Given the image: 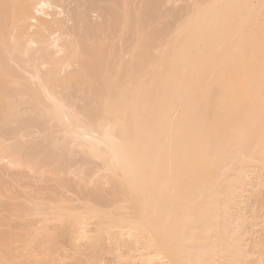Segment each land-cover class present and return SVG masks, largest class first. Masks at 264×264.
<instances>
[{
  "label": "bare ground",
  "instance_id": "6f19581e",
  "mask_svg": "<svg viewBox=\"0 0 264 264\" xmlns=\"http://www.w3.org/2000/svg\"><path fill=\"white\" fill-rule=\"evenodd\" d=\"M168 2L0 0V264L49 214L76 264H264V0Z\"/></svg>",
  "mask_w": 264,
  "mask_h": 264
},
{
  "label": "rangeland",
  "instance_id": "374dc122",
  "mask_svg": "<svg viewBox=\"0 0 264 264\" xmlns=\"http://www.w3.org/2000/svg\"><path fill=\"white\" fill-rule=\"evenodd\" d=\"M184 1L185 0H170V2H168L167 6H171V4H176V5L179 4V3L181 4ZM256 5H258V4L256 3ZM256 5H255V7H257ZM232 15H234V17H235L237 15V13L236 12H232ZM158 26L161 27V24H158ZM222 66H225V64H222L219 68H221ZM223 72H225V71H223ZM260 134L264 135V131H261ZM250 149H251V147H249V146L248 147H246V146L244 147V150L247 153L251 152V154H252V150L250 151ZM249 155H250V153H249ZM71 161H75V160H71ZM94 162H95V164H97V162L99 164L98 160H94ZM94 162H93V159H92V162H88V164L90 163V165H87V167L85 166V169L86 168L90 169L93 166ZM74 164L76 165V163H74ZM71 166H72V169L73 168L76 169L75 167H73L72 164L70 165V167ZM89 166H90V168H88ZM76 167H77V165H76ZM96 167H98V168H96V170H94V172L97 173V169H99L100 170L99 174H101V176H102V171L101 170H103V169L102 168L100 169L99 165L96 166ZM77 169H80V167L77 168ZM93 169H95V166H94ZM72 171L73 170L70 171V174L68 172H66L67 174L65 172H62L61 176H60V178H61L62 174H64V176L62 178L63 179L64 178H69V180H70V176L72 174L71 180L69 181L67 179L69 181V183L67 181H65L68 184V185L66 184V186H69L70 189H71V185H69V184L71 183L72 179L75 176V175L73 176V173L76 172V171L78 172V170L74 171L73 173H72ZM87 172H88V170L86 171V174H84V175H87L88 174ZM94 172L92 173V175L94 174L95 178H94V175L91 176V174H89L91 177H85L87 179L90 178L89 180H91V181L93 180V183L91 181H89V180H87V182H86V180L84 179V181L86 183L91 182V184H94V183L97 182V181H95L96 173H94ZM89 173H91V172H89ZM99 174H97V176ZM103 174H104V171H103ZM68 175H69V177H68ZM79 175H81V174L79 173ZM79 175L77 173L75 178H77V176H79ZM101 176L99 175L100 178H101ZM99 177H97V178H99ZM6 178H8V175H6ZM26 178L27 179L29 178V181H32L33 183H35V181H37L36 182L37 184L39 183L38 180H35L33 178H32L33 180H30L31 176L30 177L26 176ZM60 178L58 176V179L64 182L65 179L63 180V179H60ZM75 178L73 179L74 181H75ZM77 179H79V178H77ZM77 179H76V181H77ZM247 179H248V182L250 184L246 185L245 188L243 190H241V197L238 198V201L241 200V206H243V209H244L243 210L244 217L247 218L250 221V224H249V222H247L248 224L245 225L244 229L249 231V229L247 227L253 226L254 224L258 223L257 225H254V227H255L254 234L251 231H249V233L247 235H249V236H252V235L260 236L259 229L261 231V228H262L261 222H264V168H258L256 170V173L255 172L248 173ZM85 182H83L84 185L86 184ZM99 182H100V180H99ZM79 183H81L79 185V186H81L82 185V180ZM74 184L76 185L77 182L74 183ZM87 186H88V184L85 185L83 188H85ZM102 186H104V185H102ZM106 186L107 185L105 184V188H107ZM69 187L67 189H69ZM72 188L74 189L73 186H72ZM105 188L103 187V191L101 192V194H105V193H103V192L106 191ZM78 189L82 190L79 187H78ZM222 189L226 193V187L224 186ZM69 190L66 191L67 192L66 194H68V196L70 195L71 198L74 195H75V197L78 196L77 194H79V193H77V192H79V191L77 190V192H75L76 186H75V189H74V193H76V194H74L72 190H70L72 192H70ZM98 193H100V192H98ZM75 197H73V198H75ZM73 202H72V204L70 203L69 205H71V206L74 205L76 207V205L78 204L77 202H79V200H77L76 203L75 202L73 203ZM71 206H69V207H71ZM49 217L50 218L47 221H45V222H37L35 224V228L39 227V229H40L42 227L48 226V227H51V229H50L51 231L48 232L49 237L48 236L43 237V238H36L35 237L34 239H32L33 240V243H32L33 251H34V253L36 251V253H35V255L33 257L30 256V258L32 257L31 260L32 259L34 260V261L32 260L31 263L32 264H76L75 262L77 260V256H79V251L73 249L70 244H68L67 242L64 241V237H63L64 231L66 230V227H67V223H63L62 222V223L56 225V222H55V220L52 219V215L51 214H49ZM53 223H54V225H53ZM89 226H90V223H89ZM91 227H92V225H91ZM79 241L78 242L81 244L84 240H82V241L79 240ZM44 253H46V254H44ZM103 256H105V254ZM22 257L20 259V261L22 260L21 262H24L26 259L28 260V257L26 255L24 256V258H22ZM82 257H83V260H80V261L81 262L84 261L85 264H89V262L93 261V258H90V256H88V255H86V256L83 255ZM106 257H107V255H106ZM106 257H104V258H106Z\"/></svg>",
  "mask_w": 264,
  "mask_h": 264
}]
</instances>
